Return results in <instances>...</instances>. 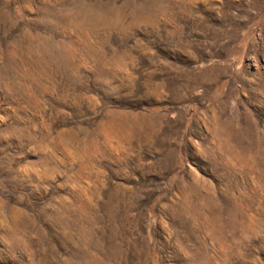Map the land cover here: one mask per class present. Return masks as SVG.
<instances>
[{
    "label": "rangeland",
    "instance_id": "374dc122",
    "mask_svg": "<svg viewBox=\"0 0 264 264\" xmlns=\"http://www.w3.org/2000/svg\"><path fill=\"white\" fill-rule=\"evenodd\" d=\"M0 264H264V0H0Z\"/></svg>",
    "mask_w": 264,
    "mask_h": 264
},
{
    "label": "bare ground",
    "instance_id": "6f19581e",
    "mask_svg": "<svg viewBox=\"0 0 264 264\" xmlns=\"http://www.w3.org/2000/svg\"><path fill=\"white\" fill-rule=\"evenodd\" d=\"M197 95H198V93H197Z\"/></svg>",
    "mask_w": 264,
    "mask_h": 264
}]
</instances>
